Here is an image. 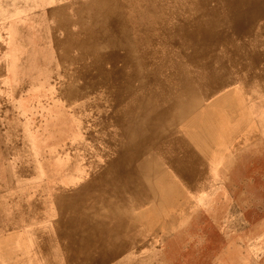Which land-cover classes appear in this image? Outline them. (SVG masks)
I'll return each instance as SVG.
<instances>
[{"label": "bare ground", "instance_id": "6f19581e", "mask_svg": "<svg viewBox=\"0 0 264 264\" xmlns=\"http://www.w3.org/2000/svg\"><path fill=\"white\" fill-rule=\"evenodd\" d=\"M37 2L49 6L48 47L74 107L65 125L78 136L48 158L55 181L62 171L85 174L71 190L0 206V264L31 256L113 264L148 252L253 123L247 104L264 90V0ZM68 154L69 163L58 160ZM49 202L57 219L24 240L22 226L51 218Z\"/></svg>", "mask_w": 264, "mask_h": 264}, {"label": "rangeland", "instance_id": "374dc122", "mask_svg": "<svg viewBox=\"0 0 264 264\" xmlns=\"http://www.w3.org/2000/svg\"><path fill=\"white\" fill-rule=\"evenodd\" d=\"M43 5L37 0H0V69L5 71L0 75V206L15 196L27 203L40 190L52 194V187L71 190L85 174L81 169L62 171L63 181H55L58 170L48 158L53 147L76 143L78 136L66 129L65 117L73 115L74 107L60 90L61 71L50 48L51 14ZM263 101L264 90L247 104L253 123L222 158L211 186L187 195L183 208L173 210L176 219L168 220L164 235L152 241L148 252L126 254L113 264H264ZM59 159L69 163L71 155ZM48 204L51 218L22 226L24 240L27 230L41 229L57 219L56 206ZM35 261L33 256L28 260Z\"/></svg>", "mask_w": 264, "mask_h": 264}]
</instances>
